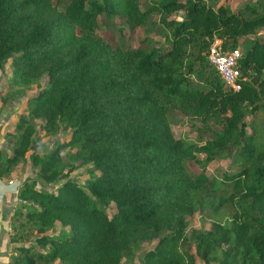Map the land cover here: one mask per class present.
<instances>
[{"label": "trees", "instance_id": "1", "mask_svg": "<svg viewBox=\"0 0 264 264\" xmlns=\"http://www.w3.org/2000/svg\"><path fill=\"white\" fill-rule=\"evenodd\" d=\"M216 1L155 0L141 10L140 0H0V68L11 59L20 86L45 76L30 118L46 135H67L55 150L31 157L38 179L17 190L6 264H195L191 246L203 264H264V149L246 131L248 117L264 114V39L257 35L264 0L239 12ZM152 15L165 48L145 38L132 49L96 34L100 19L138 31ZM241 39L233 91L207 53L214 40L226 52ZM172 111L211 130L210 138H175ZM16 130L10 153L0 150V180L27 160L28 118ZM230 153L237 171L211 181L205 164ZM82 166L91 167L83 188L68 179ZM39 180L62 183L52 192L38 188ZM205 212L210 229L188 234V219ZM57 227L63 236L47 234ZM143 243L154 247L135 262Z\"/></svg>", "mask_w": 264, "mask_h": 264}, {"label": "rangeland", "instance_id": "2", "mask_svg": "<svg viewBox=\"0 0 264 264\" xmlns=\"http://www.w3.org/2000/svg\"><path fill=\"white\" fill-rule=\"evenodd\" d=\"M155 0H140L141 10H145L147 5L152 4ZM259 0H217L216 5H226L232 11H242L245 6L255 5ZM261 1V0H260ZM175 20L180 21V15L173 16ZM161 25L158 23V17L152 15L144 29L138 31H131L127 25L122 21L114 19L112 23L107 24L104 20L100 19L99 29L96 34L101 36L105 33H109L114 36L120 43L125 47L135 49L138 44L145 38H151L154 45L165 48L166 43L163 38L159 35ZM258 37L264 39V30L259 32ZM251 38V37H250ZM245 48V41L239 40L238 47L240 53ZM47 83V78L44 76L41 79L33 82L30 85L20 86L16 83L13 68L11 65V59L6 60L0 68V150H5L7 154L15 146L19 132L16 130V125L21 116H25L29 120V124L33 129V136L31 141V147L27 154L26 162L19 164L13 169L12 177L9 179L0 180V235L9 233L10 228V215L14 211V205L16 204V193L19 185L26 179L36 180L37 170L32 167L31 157L33 155H43L44 153L51 152L56 149L57 144L64 143L67 139V135L63 132H57L53 135H46L39 127L40 121H33L30 118V99ZM2 99H5L3 102ZM169 120L171 130L175 138L182 139L186 143H201L204 140L210 138L211 130H206L197 121H192L178 115L172 111L169 114ZM247 133L255 131L256 133V147L264 149V114L253 119L248 117L246 119ZM212 129V126H209ZM6 145V148L2 147ZM70 150H62L61 155L63 159V167H60L61 171L65 172L68 170L66 157ZM232 153L226 157H217L211 162L206 163L204 172L211 181L219 182L223 173H234L238 169V165L232 160ZM197 159L204 162V156L198 155ZM187 167L194 173L200 172L201 168L193 162L187 163ZM90 166H82L74 169L68 179L80 187H85L90 181ZM38 188L45 189L47 191H55L59 185H50L44 187V184L39 180L37 181ZM115 212L113 204L109 205L106 210L108 217H111ZM230 214V211H227ZM8 217V218H7ZM212 221L209 218L208 213H196L193 217L187 221L186 232L191 233L192 230H208L211 227ZM8 229V230H7ZM63 230L57 227L53 231L47 232L48 235L63 236L61 233ZM154 244L143 243L139 246V250L136 254L135 262L142 253L147 249H152ZM190 253L195 260V264H203L195 254L194 246H191ZM122 264H128L123 261Z\"/></svg>", "mask_w": 264, "mask_h": 264}, {"label": "built area", "instance_id": "3", "mask_svg": "<svg viewBox=\"0 0 264 264\" xmlns=\"http://www.w3.org/2000/svg\"><path fill=\"white\" fill-rule=\"evenodd\" d=\"M240 58L238 49L223 51L220 42L214 40L207 53L208 63L214 68L225 87L233 91L239 90L238 79L240 77L237 62Z\"/></svg>", "mask_w": 264, "mask_h": 264}, {"label": "crops", "instance_id": "4", "mask_svg": "<svg viewBox=\"0 0 264 264\" xmlns=\"http://www.w3.org/2000/svg\"><path fill=\"white\" fill-rule=\"evenodd\" d=\"M9 251L8 234L6 232L5 234H2V236L0 235V264L8 263L10 257Z\"/></svg>", "mask_w": 264, "mask_h": 264}, {"label": "water", "instance_id": "5", "mask_svg": "<svg viewBox=\"0 0 264 264\" xmlns=\"http://www.w3.org/2000/svg\"><path fill=\"white\" fill-rule=\"evenodd\" d=\"M2 147L6 148V145H3Z\"/></svg>", "mask_w": 264, "mask_h": 264}]
</instances>
